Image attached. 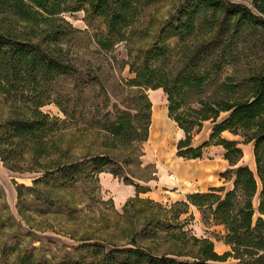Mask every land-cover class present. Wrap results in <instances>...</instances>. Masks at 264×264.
Segmentation results:
<instances>
[{"label":"trees","instance_id":"trees-1","mask_svg":"<svg viewBox=\"0 0 264 264\" xmlns=\"http://www.w3.org/2000/svg\"><path fill=\"white\" fill-rule=\"evenodd\" d=\"M156 1L0 0V161L14 173L40 174L32 188L17 186L19 201L27 192L43 206H59L63 203L62 192L73 188L82 178L99 174L110 162L106 157L78 160L69 153L65 131L67 119L74 117L70 97L74 89L80 99L82 90L69 84V80L81 73L67 48L75 31L61 16L83 12L96 46L109 51L125 41V33L135 22L140 8ZM182 16L187 34L195 31L200 19L211 21L226 32L255 30L264 34V0H251V7L235 0H186ZM171 31L176 37L182 36L180 28ZM164 49L163 45L158 46L143 55L141 64L130 65L134 78L126 85L135 90V115L117 110L115 122L101 129L114 138L146 142L151 104L144 90L162 89L167 97L168 116L185 135L177 144V156L199 159L203 148L220 146L230 167L221 178L232 181L229 190L212 188L206 193L187 196V202L175 203L181 210L170 219L177 221L181 214H187L189 205L198 208L204 218L224 228L223 241L229 250L220 255L209 239L188 236L183 230L185 222L178 232L166 234L167 242L172 243L168 251L150 248L144 241H157L159 233H167L172 226L159 225L160 215L149 212L144 217L146 225L138 234L123 228L125 245L87 236L80 238L74 249L85 257L58 264H264V63L248 77L251 90L248 95L238 94V86L227 78L222 84L227 97L198 100L196 108L178 113L185 104L186 94L202 93L209 76L207 73L184 76L177 86H168L169 78L155 66L164 57ZM50 103L57 106L65 120L42 111ZM221 114L227 116L219 120ZM207 121L213 123L208 140L199 147H191L194 135ZM224 132L244 137L245 143L252 142L255 171L240 165L242 150L238 142L222 138ZM86 161L90 168H84ZM111 174L118 176L116 171ZM123 180L131 184L128 178ZM139 193L142 192L136 186L135 201L130 199L123 206L115 226L124 220L128 224L137 211H140L138 215L144 214V210L134 208L135 204L160 205L138 199ZM183 257L191 260H180ZM230 260L235 263H229ZM15 264L46 263L25 252L16 256Z\"/></svg>","mask_w":264,"mask_h":264},{"label":"rangeland","instance_id":"rangeland-1","mask_svg":"<svg viewBox=\"0 0 264 264\" xmlns=\"http://www.w3.org/2000/svg\"><path fill=\"white\" fill-rule=\"evenodd\" d=\"M235 1L251 7V0ZM185 5L186 0H157L142 6L135 22L125 33V41L116 44L109 51H101L96 46L84 21L83 12L61 16L69 28L75 31L67 48H70V58L81 73L80 76L69 80V84L71 88L76 86L82 90L80 99L74 89L70 97V110L74 117L67 119L65 131L69 153L78 160L106 157L110 162L99 174L82 178L73 188L62 192L63 203L59 206L48 208L27 192L20 201L17 198V186L32 188L33 181L40 174L14 173L0 161V264H15L16 256L25 252L32 253L46 264L78 260L85 257V254L75 252L74 249L80 243L78 240L87 236L105 242L112 240L118 246L125 245L127 240L123 231L128 227V230H134L138 234L146 225L147 220H144V217L149 212L160 215L159 225L172 226L167 233H159L157 241H144L143 244L150 248L168 251L172 243L167 242L166 234L178 232V228L185 222L183 230L188 236L209 239L215 252L220 255L229 250L223 241L225 232L222 226H216L208 218H204L198 208L189 205L187 214H181L177 221L170 219L181 210L174 205L177 202L171 200L177 198V189L148 187L157 182L155 165H146L144 161V156L149 152L147 144L150 140V128L146 142L114 138L101 129L109 122H115L117 110L135 115V90L126 85L134 78L130 65L141 64L145 53L161 45L165 48V55L154 65L167 75L168 86H177L184 76L201 73H207L209 76L202 93L186 94L185 104L178 113L196 108L198 100L214 96L227 97L228 94H224L222 90V84L227 78L238 86V94L250 93L248 77L256 73L264 63V34L255 30L226 32L211 21L203 19L196 22L192 34H187L185 19L182 16ZM8 20L7 18L4 21ZM221 20L222 18L220 22ZM1 23L0 18V25ZM171 28H180L182 36L176 37ZM70 86L68 90L71 89ZM151 91L154 90H144L149 102L148 95H152ZM42 111L50 117L66 119L54 103L45 105ZM226 116L227 114H221L219 120ZM212 127L211 121L204 122L201 131L193 138L196 142L206 138ZM163 133L169 135V140H163ZM153 136L162 137L160 142L154 140L155 145L161 144L157 150L159 159L163 155L178 157L176 146L170 143V139L173 140L171 130L163 126L156 129ZM222 138L238 142L243 154L240 165L255 171L252 142L245 143L244 137L228 132L222 134ZM84 168H90L87 161ZM112 171H116L118 176H113ZM104 174H109L114 180L110 182L109 177L105 178ZM124 178H128L131 184L126 183ZM161 180L172 182L165 170H161ZM103 185L110 192L105 191ZM125 186L134 187L135 192L138 186L139 192H142L139 193L138 199H149L160 204V207L135 204L134 208L144 210V214L138 215L140 211H137L128 224L124 220L125 223L115 226L123 212V206L136 196L135 193L133 198L120 205L128 192ZM227 186L222 188L231 189L232 181H228ZM147 192L150 193L145 194ZM164 196H167V199L163 198ZM254 206L257 207L256 199ZM180 260L189 261L191 258L183 257ZM229 263L235 262L230 260Z\"/></svg>","mask_w":264,"mask_h":264},{"label":"crops","instance_id":"crops-1","mask_svg":"<svg viewBox=\"0 0 264 264\" xmlns=\"http://www.w3.org/2000/svg\"><path fill=\"white\" fill-rule=\"evenodd\" d=\"M152 95H148L151 102V124H150V140L148 141V154L144 156L146 165H155L157 170V182H154L153 189H166L176 190L175 196L177 198L171 199L172 202H186L187 196L196 193H206L212 188L228 187L225 179L221 178V174L229 167L227 161L224 159V150L220 146L210 145L202 149V156L199 159H184L174 156H164L160 159L157 156V150L161 147V144H154V140L160 142L162 137L153 136L154 131L165 126L172 132L173 140L170 139V143L177 147L179 141L183 140L184 132L178 128L175 122L171 121L168 116V102L167 97L161 89L151 91ZM157 99V100H156ZM166 121L170 122L169 125ZM165 132V131H164ZM226 133V132H224ZM223 133V134H224ZM201 139L200 141H191V147L196 148L201 146L209 138ZM163 140H169V135L163 133ZM161 170H165L167 176L170 177L172 182L161 180ZM105 178L108 176L110 182L114 179L109 174L103 175ZM102 181V178H101ZM105 191H109L107 187L103 185ZM128 192L120 205H124L125 202L135 196V188L132 186H125ZM124 187V188H125ZM179 188V189H178ZM158 192V191H157ZM147 192L145 194H148ZM167 193V192H166ZM163 198L167 199V196ZM221 227V226H220ZM223 231L224 228L222 227Z\"/></svg>","mask_w":264,"mask_h":264}]
</instances>
